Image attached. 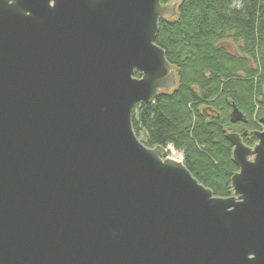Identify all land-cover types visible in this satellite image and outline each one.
Returning a JSON list of instances; mask_svg holds the SVG:
<instances>
[{"label":"water","instance_id":"95a60500","mask_svg":"<svg viewBox=\"0 0 264 264\" xmlns=\"http://www.w3.org/2000/svg\"><path fill=\"white\" fill-rule=\"evenodd\" d=\"M167 1L0 0V264H264V129L225 134L226 198L133 130L177 87Z\"/></svg>","mask_w":264,"mask_h":264},{"label":"trees","instance_id":"16d2710c","mask_svg":"<svg viewBox=\"0 0 264 264\" xmlns=\"http://www.w3.org/2000/svg\"><path fill=\"white\" fill-rule=\"evenodd\" d=\"M177 11L158 21L155 38L177 87L137 103L132 127L146 147L180 152L192 176L226 198L238 168L225 134L248 132L251 147L252 132L264 129V0H181ZM232 105L246 122L230 121Z\"/></svg>","mask_w":264,"mask_h":264},{"label":"rangeland","instance_id":"374dc122","mask_svg":"<svg viewBox=\"0 0 264 264\" xmlns=\"http://www.w3.org/2000/svg\"><path fill=\"white\" fill-rule=\"evenodd\" d=\"M237 4H238V2H237ZM169 149H172V148L169 147ZM171 152L172 153H170L169 157L175 158L177 160H182V156H181L180 152H177V151H174V150L173 151L171 150Z\"/></svg>","mask_w":264,"mask_h":264},{"label":"built area","instance_id":"2783aa9c","mask_svg":"<svg viewBox=\"0 0 264 264\" xmlns=\"http://www.w3.org/2000/svg\"><path fill=\"white\" fill-rule=\"evenodd\" d=\"M170 148H172L171 146H169ZM173 151V148L171 149Z\"/></svg>","mask_w":264,"mask_h":264}]
</instances>
